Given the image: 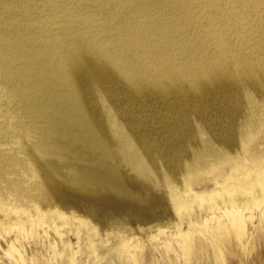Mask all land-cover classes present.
<instances>
[{"label": "rangeland", "instance_id": "obj_1", "mask_svg": "<svg viewBox=\"0 0 264 264\" xmlns=\"http://www.w3.org/2000/svg\"><path fill=\"white\" fill-rule=\"evenodd\" d=\"M255 1L0 0V41L14 42L24 52L45 50L48 66L60 53L73 56L80 51L84 57H78L76 65L85 76L86 71L101 70L105 64L117 67L120 50L134 43L142 30L150 29L154 37L169 27L183 31L185 25L196 22V14L239 15L240 8ZM73 12L77 22L68 23L64 16ZM79 19L98 23L91 30ZM25 24L32 28H23ZM22 35L31 39L28 47L22 46ZM146 42L151 44V39ZM162 46L157 43L153 48L163 52ZM212 50L216 55V49ZM0 53H4L2 47ZM91 58L94 65L87 62ZM1 76L0 102L7 101L9 121L14 124L17 116L12 110L23 105L25 94L18 96V92L25 84L8 86L11 80ZM51 76L48 73V79ZM223 76L201 80L199 90L188 92L186 108L178 103V86L151 91L145 99L156 110L154 116L145 115L140 106L137 111L129 108L130 92L121 83L114 86L117 92L97 89L80 100L49 99L44 107L52 146L37 149L32 157L36 163L29 160L28 165L36 178L53 188L54 208L44 209L48 195L38 207L27 196V213L11 224L1 221L0 210V264H23L22 256L24 264H70L72 257L74 264H105L107 256L102 252L113 244L121 252L120 264H264V102H254L258 110L252 120L222 121L225 103L216 94ZM169 112L174 122L183 118L192 129L187 139L200 143L210 138L201 152L183 154L178 166L169 159L179 155L180 140L170 142L169 151L162 152L155 145L172 130ZM72 113L81 119L73 123L77 133L96 142L93 156L85 162L73 161L56 149L64 147V130L71 129ZM224 126L233 128L225 134ZM14 139L17 146V136ZM183 162L189 169L183 168ZM260 193L262 203L253 199L258 200ZM247 197L251 201L244 213L245 229L240 234L228 229L223 231L225 236L218 229L219 222L228 223L225 212L241 209Z\"/></svg>", "mask_w": 264, "mask_h": 264}, {"label": "bare ground", "instance_id": "obj_2", "mask_svg": "<svg viewBox=\"0 0 264 264\" xmlns=\"http://www.w3.org/2000/svg\"><path fill=\"white\" fill-rule=\"evenodd\" d=\"M245 2L246 0H239V3L244 4ZM240 9L238 10V12L240 11L239 15L215 16V13L206 15L195 13L198 15L197 20L191 26L185 25L183 31L169 27L159 37H154L150 33V29L142 30L136 36L134 43L128 42L120 50L117 67L105 64L101 70L86 71L85 76L81 73L80 67L76 65L77 58L83 56L79 53L80 51L73 53V56L60 53L57 58L52 59V64L48 66L45 50L40 53L36 51L26 52L25 50L28 53L26 54L24 48L17 49L13 45L14 42L9 45L0 41V47L4 49V53H0L1 77L11 80V84H7L8 86L15 85L17 82L25 84L24 88H20L18 92V96L22 93L25 94L24 103L22 106H15L12 110L17 116V121L14 124L9 121V114L5 107L7 101L0 102V194L5 195V198L0 197V210L3 212L1 221L11 224L18 220V215H21V213L26 214L27 208L24 203L27 196L33 197L38 207L48 195L49 203L44 209H47V207L48 209L54 208L52 203L55 197L53 188L48 181L41 182L40 178H36L33 175L32 168L28 165L29 160L34 164L36 163L32 157L37 149L51 148L52 146L48 129L47 109L44 106L48 105V100L52 99L53 96L61 98V100L62 98L75 100L77 97L80 100V96L85 97L94 94L97 89L106 92H117L118 90L114 86L121 83L124 85V89L126 88L130 92L128 107L137 111L140 106L145 115L153 114L154 116L157 113L156 110L145 99V96L151 91L157 92L158 89H165L166 86L168 88L172 85L178 86V103L181 108H186V105H188V92L199 90L201 80L224 75L221 77L223 81L216 94L225 103L226 113L222 117V121L230 119L233 121L232 124H235L240 121L252 120L253 115L258 110L254 102H257V100L264 102V0H256L252 6L244 5ZM70 15L64 16L69 21L68 23L77 22L75 20L78 19L76 12L70 13ZM79 22L82 25L91 26V30L93 29L92 25L98 23L94 21L86 22L84 19H79ZM23 28H32V26L25 24ZM147 38L151 39V44L146 42ZM20 42L23 44L22 46L28 47L32 41L22 35L20 36ZM157 43H161L163 45L161 48H166L167 51L154 50L153 46ZM62 47L66 48L65 46ZM214 48L217 51L216 55L211 53ZM18 51H21V53H17ZM87 62L94 65V59L92 58ZM48 73L52 74L49 79ZM27 80L31 81L26 83ZM170 92L169 95H171ZM191 96L193 97V95ZM42 105V111L37 113V108L42 107ZM211 111L213 112V110ZM191 112L193 111L191 110ZM69 118H71L72 125L69 124L71 129L64 130V147L56 149H61L59 152L67 155L73 161H88L95 152L96 142L83 139L74 129L73 123L81 121L78 114L72 113ZM62 119L64 121L68 118ZM167 119L172 120H168L172 130L169 136L167 135L168 137L164 139H159V137L155 145L157 149L164 152L170 150V142L173 140L181 141L183 147L178 149L179 155L169 159L171 164L175 162L178 166L177 160L182 158L183 154L201 152L206 143L210 141V138H208L207 142L200 140V143H195L192 139H187L188 134L192 131V129L187 128V122L184 123L183 118L174 122L170 112ZM211 119L213 120V118H210V121ZM187 121L189 120L187 119ZM28 128L30 129L29 134ZM232 128V126H224L222 131L227 134ZM176 133H178L177 137L175 136ZM15 136L18 138L16 139L17 146H14ZM229 145H226L228 149ZM45 155H48V151ZM168 155L170 156V154ZM186 164L187 162L182 163L183 168L189 169ZM189 165L191 166V164ZM178 168L180 169V167ZM42 175H45V172ZM246 189L251 191L252 186H248ZM263 189L264 187H261V191ZM258 197V200L256 197H253V199L262 203L263 195L260 193ZM244 201L241 209L225 212L228 223L219 222L218 229L220 232L233 229L239 234L242 233L246 226L244 213L249 210L248 201L251 200L247 197ZM192 206L193 203L191 202L187 208H192ZM5 208H8V210H4ZM192 222L196 224V221ZM222 234L227 235L225 232ZM178 237H182V233ZM185 245L186 243L181 247L185 248ZM116 246L117 244H113L110 250L102 252L107 256L105 264H120L121 252L116 249ZM21 261L23 264L25 263L23 256ZM75 262V258L72 257L70 264Z\"/></svg>", "mask_w": 264, "mask_h": 264}]
</instances>
